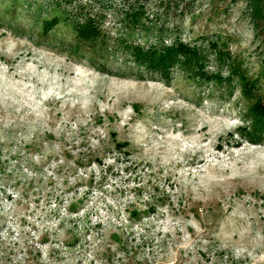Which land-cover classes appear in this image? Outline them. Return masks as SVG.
Masks as SVG:
<instances>
[{
  "label": "rangeland",
  "instance_id": "rangeland-1",
  "mask_svg": "<svg viewBox=\"0 0 264 264\" xmlns=\"http://www.w3.org/2000/svg\"><path fill=\"white\" fill-rule=\"evenodd\" d=\"M0 264H264V0H0Z\"/></svg>",
  "mask_w": 264,
  "mask_h": 264
},
{
  "label": "trees",
  "instance_id": "trees-1",
  "mask_svg": "<svg viewBox=\"0 0 264 264\" xmlns=\"http://www.w3.org/2000/svg\"><path fill=\"white\" fill-rule=\"evenodd\" d=\"M89 29V28H88ZM87 29V30H88ZM86 30V31H87ZM89 31H90V29H89ZM82 33H87V32H84V30H82L81 31ZM91 32V31H90ZM94 32H96V29H94V30H92V33H94ZM151 49V48H150ZM136 50V49H135ZM134 53V52H133ZM134 55H136L137 57H138V59H143V58H147V52H141L139 49H137V53L135 54L134 53ZM149 57V56H148ZM150 58V57H149ZM249 141L251 142V143H253V142H255L254 140H252V139H249Z\"/></svg>",
  "mask_w": 264,
  "mask_h": 264
}]
</instances>
